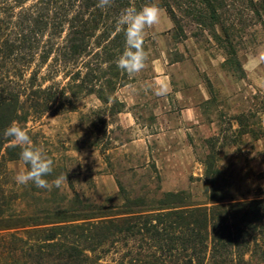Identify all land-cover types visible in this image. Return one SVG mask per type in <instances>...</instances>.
Segmentation results:
<instances>
[{
    "label": "trees",
    "instance_id": "obj_1",
    "mask_svg": "<svg viewBox=\"0 0 264 264\" xmlns=\"http://www.w3.org/2000/svg\"><path fill=\"white\" fill-rule=\"evenodd\" d=\"M172 1L175 5L164 0L162 6L174 29L184 33L183 19L189 18L224 50V64L230 67H241L236 39L244 30L238 24L248 25L246 12L253 15L252 25L264 29V0ZM98 2L0 0V157L10 142L4 135L10 125L30 110L33 115L47 112L64 96L52 86L37 85L44 66L53 75L73 68L70 86L96 95L110 115L124 112L116 93L133 77L116 64L126 47L117 22L125 10L141 6L113 0L111 7L99 8ZM34 64L39 69L27 77ZM238 120L241 134L264 137L248 129L245 116ZM211 145L206 161L211 207L183 208L192 203L184 190L159 197L131 195L121 183L122 203L115 205L92 203L78 194L72 200L42 201L30 183L28 196L35 204L22 210L18 199L0 191V229L14 230L0 235V264H229L236 258L246 263L248 254L264 261V198L226 203L217 187L218 153ZM22 150L7 147L8 160H20ZM77 220L84 222L68 224ZM112 252L120 257L104 262Z\"/></svg>",
    "mask_w": 264,
    "mask_h": 264
},
{
    "label": "rangeland",
    "instance_id": "obj_2",
    "mask_svg": "<svg viewBox=\"0 0 264 264\" xmlns=\"http://www.w3.org/2000/svg\"><path fill=\"white\" fill-rule=\"evenodd\" d=\"M132 1L139 2L141 9L156 5L170 18L162 6L164 0ZM252 16L246 12L244 21L248 25L238 24L244 29L242 37L236 39L240 68L225 65L224 50L189 18L183 17L184 33L176 31L174 24L168 35L146 29L147 65L162 49H167L171 60L182 62L172 70L174 86L192 96L198 106V118L188 126H180V104L172 105L169 126L157 119L156 114L165 109L154 91L146 89L145 78L152 74L149 69L133 77L132 82L139 84L117 90L116 96L126 105L124 112L134 115L136 123L130 125V116L123 112L110 115L96 95L70 86V77L76 71L73 68L53 75L47 66L39 69L34 64L27 77L39 69L37 85L64 92L61 102L47 112L33 115L30 110L14 123L32 140L31 145L20 147L38 148L53 160V172L46 177L53 186L38 188L36 198L72 200L78 194L92 203L115 205L122 203L121 183L131 195L159 197L164 192L184 190L192 203L183 208L211 207L212 189L206 179L210 144L218 153L221 173L217 187L226 203L231 199L244 202L264 198V137L257 140L241 134L238 120L243 115L248 129L264 133V29L251 24ZM179 42L186 49L183 54L175 50ZM203 90L208 100H204ZM11 145L15 144L10 137L0 157V191L18 199L19 209H32L35 203L28 196L33 193L29 184L18 185L15 181V176L27 171L28 166L21 159L8 160L6 148ZM65 175L67 180L55 187L54 181ZM12 231L0 229V235ZM119 257L112 252L104 262L112 263ZM245 259L246 263L236 258L229 264H264L258 256L250 259L248 254Z\"/></svg>",
    "mask_w": 264,
    "mask_h": 264
},
{
    "label": "clouds",
    "instance_id": "obj_3",
    "mask_svg": "<svg viewBox=\"0 0 264 264\" xmlns=\"http://www.w3.org/2000/svg\"><path fill=\"white\" fill-rule=\"evenodd\" d=\"M112 3L113 0H99L97 7L108 8L112 6ZM159 19L160 9L156 5H147L139 11L129 8L120 15L117 23L124 31L126 47L116 64L130 77H134L148 66L149 54L144 47L146 29L156 25ZM153 91L156 96H165L169 93V86L159 84ZM4 135L11 137L17 146L32 144L29 134L16 124L10 125ZM20 159L29 167L27 171L20 172L15 176L18 185L26 186L31 183L40 189H50L53 186L46 179L53 172L51 158L45 156L38 148L24 147L20 153ZM64 180H67L66 175L58 177L54 181V186L61 187Z\"/></svg>",
    "mask_w": 264,
    "mask_h": 264
},
{
    "label": "crops",
    "instance_id": "obj_4",
    "mask_svg": "<svg viewBox=\"0 0 264 264\" xmlns=\"http://www.w3.org/2000/svg\"><path fill=\"white\" fill-rule=\"evenodd\" d=\"M160 16L162 17V21H159L156 25L151 27L150 29L152 32L156 34H165L168 35V32L173 28L172 20L164 15L163 11L160 10ZM167 32V33H166ZM178 47H176V51L180 52V54L185 53V47L182 42H179ZM183 47V48H182ZM181 60H171L170 55L168 54L167 49H162L160 54L154 57L151 63H148V67L146 70L149 69L152 73L150 77L146 76V89L154 90L159 84H167L169 86V93L165 96H158L159 104L161 107H164L165 110H161L160 113L156 114L157 119L165 121L167 126L170 125V115L172 114V105L180 104L181 111L178 112V120L181 125H191L192 123L196 122L198 118V106L195 104L194 98L188 97V95L181 89H177L173 83V74L172 70L181 64ZM136 84H139L137 81H133L130 84L126 85V87H132ZM201 88V87H200ZM147 92V91H146ZM204 100H208V93L206 91H201ZM133 94L132 98L136 99L137 97ZM186 102L185 105H182V102ZM190 102V103H188ZM127 117L130 125H133L135 122V118L132 112L127 111L123 112Z\"/></svg>",
    "mask_w": 264,
    "mask_h": 264
}]
</instances>
